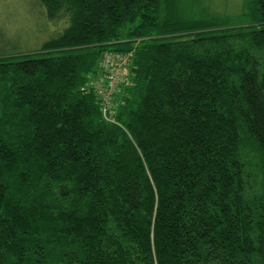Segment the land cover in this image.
I'll return each instance as SVG.
<instances>
[{
    "label": "trees",
    "instance_id": "1",
    "mask_svg": "<svg viewBox=\"0 0 264 264\" xmlns=\"http://www.w3.org/2000/svg\"><path fill=\"white\" fill-rule=\"evenodd\" d=\"M36 1L56 35L0 48V264H264V0Z\"/></svg>",
    "mask_w": 264,
    "mask_h": 264
},
{
    "label": "rangeland",
    "instance_id": "2",
    "mask_svg": "<svg viewBox=\"0 0 264 264\" xmlns=\"http://www.w3.org/2000/svg\"><path fill=\"white\" fill-rule=\"evenodd\" d=\"M37 2L36 0H0V48L23 53L31 52L56 35L55 25L46 20ZM243 2V0H214L211 7L218 15H231L239 20ZM100 74L105 76L106 73L103 70ZM103 75L100 78H103ZM116 101L117 97L115 104Z\"/></svg>",
    "mask_w": 264,
    "mask_h": 264
},
{
    "label": "built area",
    "instance_id": "3",
    "mask_svg": "<svg viewBox=\"0 0 264 264\" xmlns=\"http://www.w3.org/2000/svg\"><path fill=\"white\" fill-rule=\"evenodd\" d=\"M130 55L106 54L102 59L101 67L106 73V78L98 80L94 85L103 94V117L106 122L119 124L115 118V95L120 92L121 84L129 77L128 60ZM87 89L90 90L89 86Z\"/></svg>",
    "mask_w": 264,
    "mask_h": 264
}]
</instances>
